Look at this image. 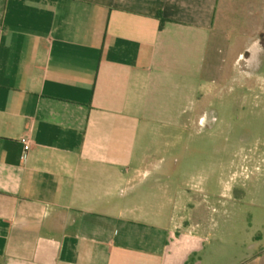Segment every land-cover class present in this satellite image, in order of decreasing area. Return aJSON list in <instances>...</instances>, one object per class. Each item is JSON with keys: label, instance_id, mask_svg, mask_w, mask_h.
<instances>
[{"label": "crops", "instance_id": "crops-1", "mask_svg": "<svg viewBox=\"0 0 264 264\" xmlns=\"http://www.w3.org/2000/svg\"><path fill=\"white\" fill-rule=\"evenodd\" d=\"M239 20L264 0H0V264L222 259L224 241L176 233L177 191L128 185L166 174L192 114L206 125ZM254 247L234 264H264Z\"/></svg>", "mask_w": 264, "mask_h": 264}, {"label": "rangeland", "instance_id": "rangeland-1", "mask_svg": "<svg viewBox=\"0 0 264 264\" xmlns=\"http://www.w3.org/2000/svg\"><path fill=\"white\" fill-rule=\"evenodd\" d=\"M236 22L228 37L238 46L233 63L224 60L217 79L204 82L206 125L192 114L190 129L171 133L166 174L152 171L128 185V191H177L176 233L225 242L222 259L205 264H234L254 245L264 251V21ZM253 39L259 45L249 51ZM198 262L194 255L190 263Z\"/></svg>", "mask_w": 264, "mask_h": 264}, {"label": "built area", "instance_id": "built-area-1", "mask_svg": "<svg viewBox=\"0 0 264 264\" xmlns=\"http://www.w3.org/2000/svg\"><path fill=\"white\" fill-rule=\"evenodd\" d=\"M22 143L24 144V151L27 153L31 148V141L28 138H23Z\"/></svg>", "mask_w": 264, "mask_h": 264}]
</instances>
